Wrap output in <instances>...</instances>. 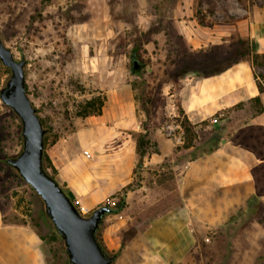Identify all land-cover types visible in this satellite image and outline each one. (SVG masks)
Instances as JSON below:
<instances>
[{"label":"rangeland","instance_id":"374dc122","mask_svg":"<svg viewBox=\"0 0 264 264\" xmlns=\"http://www.w3.org/2000/svg\"><path fill=\"white\" fill-rule=\"evenodd\" d=\"M259 5L264 0H0V38L16 59L26 61L27 93L47 129L46 156L52 143L68 140L74 147L77 133L97 123L77 115L81 103L100 95L105 105L102 112L106 111L110 106L107 92L124 93L123 82L144 113L139 129L129 133L134 141L138 134L146 141L142 157L135 148L129 181L96 205L73 199L88 216L99 205H112L125 195L126 206L106 214L97 230L106 251L115 255L112 264H139L151 256L164 264H264L263 201L220 228L189 222L182 211L177 169L212 146L210 138L221 132L215 118L195 128L193 148L185 147V140L177 144L168 139L161 128L166 98L171 94L177 103L175 91L191 64L177 21L191 14L188 8L195 18L200 16L210 24L227 20L229 7L236 20L240 13ZM236 47L244 49L249 44L232 41V48L226 45L220 50V60L225 61L226 52ZM134 49L142 67L131 73ZM255 73L262 83L264 70L255 66ZM159 98L163 112L155 113L152 106ZM149 120L160 124L170 143L167 156L158 163L150 160L158 150L145 129ZM21 148L20 120L0 101L2 217L6 222L29 224L40 234L48 264H70L41 198L5 161ZM44 163L51 164L48 156ZM47 171L57 174L48 166ZM127 185L130 189L123 190ZM154 225L155 231L150 232Z\"/></svg>","mask_w":264,"mask_h":264},{"label":"crops","instance_id":"0c3cea01","mask_svg":"<svg viewBox=\"0 0 264 264\" xmlns=\"http://www.w3.org/2000/svg\"><path fill=\"white\" fill-rule=\"evenodd\" d=\"M188 10L191 14L177 21L191 63L175 91L177 103L192 125L200 127L215 118L222 133L215 135L209 149L177 169L176 177L189 222L220 228L256 202H264V91L258 89L251 58L240 56L237 48L220 60V50L232 48L238 39L264 53V5L240 13L236 20L229 7L227 20L208 25L200 24ZM121 85L124 93L107 92L109 108L89 116L88 122L97 123L77 133L74 147L68 140H58L46 150L56 179L71 198L85 205L100 203L131 178L135 141L129 133L139 129L145 116L132 90L125 82ZM159 100L152 106L155 113L163 112V99ZM159 125L149 120L145 126L158 150L150 160L157 163L170 147ZM148 260L139 264H164L154 256ZM0 264H48L40 234L29 224L6 222L1 207Z\"/></svg>","mask_w":264,"mask_h":264},{"label":"water","instance_id":"95a60500","mask_svg":"<svg viewBox=\"0 0 264 264\" xmlns=\"http://www.w3.org/2000/svg\"><path fill=\"white\" fill-rule=\"evenodd\" d=\"M0 61L10 71L0 87V101L8 106L21 123L22 148L15 156L7 157L6 163L41 198L44 211L55 231L62 239L70 264H112L115 255L109 254L97 238V230L106 214L108 205H99L88 216L83 215L63 187L44 169L43 127L37 109L32 104L26 88L24 59H16L0 38ZM140 64L132 60V69Z\"/></svg>","mask_w":264,"mask_h":264},{"label":"trees","instance_id":"16d2710c","mask_svg":"<svg viewBox=\"0 0 264 264\" xmlns=\"http://www.w3.org/2000/svg\"><path fill=\"white\" fill-rule=\"evenodd\" d=\"M196 18H197V20H198V22L200 24L208 25V24L205 23L204 18H202L200 16H198ZM238 43L243 45L244 41L241 40V39H238ZM237 49H238V52H239L240 56L251 58L252 64L254 66H264V53H258V52L253 51L254 49L250 48V46L249 47H245L244 49H239V48H237ZM231 51H233V49H230L226 53H229V56H230L231 55ZM132 52L133 53L130 55L131 60L136 59V57H137L136 56V52L137 51L134 49ZM141 67H142V65H140V67H138L137 69H134V70L131 68L130 72L131 73L139 72ZM5 74L6 75L9 74V69L7 67H5L4 65H2V63L0 61V87L2 86V84L8 78V75H7L5 77V79H3ZM256 76L259 77L258 74H256ZM262 79H263L262 83L260 81H258V83H257L258 89H259L260 92L264 91V76H262ZM255 100L258 102L259 101V97H256ZM103 105H104V97L100 96V95L94 96V97L86 100L85 102L81 103L78 106L77 115L78 116H82V117L91 116V115H99L102 112ZM178 110H179L180 114H183V111L179 107V104H178ZM41 122H42V120H41ZM181 122H182L183 130H184L183 140L186 141V143H184L185 144L184 146L185 147H189V146L192 145V138H193V136H194V134L196 132L195 131L196 126L192 125L187 120V118L184 115L182 116ZM42 125H43V122H42ZM43 127H44V125H43ZM210 140H214V138L211 137ZM44 143H45V136H44ZM145 144H146V141L143 139V135L138 134L136 139H135V148H136V153L138 154L139 157H142L145 154L146 150L143 147ZM46 158H47V156L45 155V152H43V166H44V169L47 171V166H48L52 170H54V172H55V169H54V167L51 164L45 165L44 162H45ZM50 175L63 187V185L56 179L54 174H50ZM128 186L129 185L123 187V190H125V191L129 190L130 188ZM64 191L68 195V193H67V191L65 189H64ZM71 200L73 201V198H71ZM108 206L111 207V213H117V212L121 211L126 206L125 195L120 196L118 198V200L114 204L108 205ZM41 239H43V238L41 237ZM99 242L102 245V247L105 249V247L101 243V240H99Z\"/></svg>","mask_w":264,"mask_h":264},{"label":"built area","instance_id":"2783aa9c","mask_svg":"<svg viewBox=\"0 0 264 264\" xmlns=\"http://www.w3.org/2000/svg\"><path fill=\"white\" fill-rule=\"evenodd\" d=\"M165 112L166 119L162 124V131L168 139L175 141L177 144H181L184 133L181 122L183 114H180L178 104L171 94L166 98Z\"/></svg>","mask_w":264,"mask_h":264}]
</instances>
